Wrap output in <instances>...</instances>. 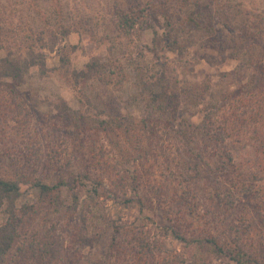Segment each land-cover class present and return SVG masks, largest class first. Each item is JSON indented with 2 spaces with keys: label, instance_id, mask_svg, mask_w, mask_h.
<instances>
[{
  "label": "rangeland",
  "instance_id": "rangeland-1",
  "mask_svg": "<svg viewBox=\"0 0 264 264\" xmlns=\"http://www.w3.org/2000/svg\"><path fill=\"white\" fill-rule=\"evenodd\" d=\"M118 13L132 22L130 35L114 22ZM61 28L68 36H50ZM12 41L35 42L46 68L32 67L12 90L9 79L0 84V173L97 189L93 200L81 191L77 205L63 193L62 210L34 221L54 228L62 264H134L121 234L132 229L180 264H235L209 248L211 237L264 256V143L206 136L219 120L208 112L227 102L216 94L224 77L246 103L240 114L264 111V0H0V58ZM92 61L103 74L81 81ZM161 65L179 82L172 114L148 109L138 84ZM29 184L18 204L36 200ZM81 209L101 215L88 236Z\"/></svg>",
  "mask_w": 264,
  "mask_h": 264
},
{
  "label": "trees",
  "instance_id": "trees-1",
  "mask_svg": "<svg viewBox=\"0 0 264 264\" xmlns=\"http://www.w3.org/2000/svg\"><path fill=\"white\" fill-rule=\"evenodd\" d=\"M230 3L232 4L231 1ZM138 6V13L136 14L138 15L137 18L139 22H141L149 7L146 4L143 7L141 5ZM115 19L116 21L114 20V22L119 28H121L125 34L130 35V28L133 27L130 25L132 22L128 23L129 19L124 17L121 13L115 15ZM187 21V23H192L190 16ZM127 24H129V27ZM58 32L66 37L70 31H68V29L62 30L61 28L59 31H50V36L54 37ZM20 33L23 35L22 38L28 41L31 40L30 35L24 30L20 31ZM162 34L166 35L165 32ZM39 35L40 34L37 35L38 37L34 35L35 38H37L33 40L43 44L44 39ZM16 42L17 41H12L6 49L5 56L0 58V84L3 83L4 79H9L11 81L9 85L11 90L25 81V76H27L32 67H37L42 74L46 68L41 54L36 53L35 49L37 45L35 42L32 43L31 41L26 46H23L25 42L21 43L19 41L21 43L20 46ZM172 44L174 45V42H172ZM52 45L53 43L50 44V48H53ZM173 48L174 47L170 50H174ZM161 69L159 73L157 72L153 75L150 73V75H147V79H144L145 74L143 73L138 75V84L140 88L142 87L147 96L146 107L148 109L159 113L172 114L176 109V100L173 98V92H180L177 86L179 82L174 78L172 71L162 65ZM104 70L105 65L103 63L92 61L86 66V72L80 75L79 79L81 81L89 80L94 78L96 74H103ZM260 78L257 79L259 82H261ZM228 79L229 77H224L219 81L222 91L216 88V94L220 97L222 96L227 102H224L220 107H215V111L212 113H206L209 116H218L217 118L219 119L210 120L206 130V136H209L215 142H224L228 139V135L234 134L237 139H247L249 137V141L253 143L257 142L262 146L264 143V111H261L260 114H253V116L248 115V113L240 114L241 110L245 109L246 103L243 101L242 97H240V91L233 98L235 92L229 85H225ZM232 80L234 79H231V81ZM261 86L264 87V84L261 83ZM236 88L238 90L241 89L239 87ZM66 109L65 107L64 110ZM256 109L257 108H253L251 110ZM93 121L97 129L107 131L110 128V124L106 120L94 119ZM220 121L222 124L215 126V123ZM144 124L147 125L146 122H144ZM76 182L77 183L73 186H78V181ZM95 183L99 185L96 181ZM26 184H29L31 187L34 197L36 196V200L18 204V201L23 195L21 187ZM79 184L82 185L81 183ZM80 187L81 189L78 190L74 187H67V185H65L63 188L67 189L63 190V188L55 185L50 186L38 179L29 181L26 178L13 179L6 174L0 173V210L3 211V216L5 218L3 224L0 225V264H62V245L60 238L54 233V228H45L44 225L37 226L33 224L36 218L43 212H50L49 214H52L62 210L61 205L63 204L61 197L63 193L67 194V198L72 197V201L77 205L79 203L81 191H85L83 185ZM85 192L89 194L91 200L97 195V189L95 187L91 190L86 189ZM80 212L81 228L88 232V227L91 226V220L99 219L101 215H96L94 212L92 213L88 210L86 213L84 209H81ZM104 226L105 225H102V223L98 224V229L104 230ZM172 231L177 239L186 242L185 237L179 233L178 229ZM117 232L118 230L115 231L114 235L117 234ZM130 232V235H126V232L121 234L124 240H126V236L130 237V239L127 240L129 244H131V249L136 259L134 264H180L177 259L173 260L170 256L164 255V253L161 254L159 252L161 248L158 247L156 243L153 245V242H149V239H146L147 237L144 238L141 231L132 229ZM88 234L89 232L87 236ZM113 238L114 245H118L117 235L113 236ZM84 239H87V237ZM206 242L213 252L226 257L235 264H264V256L261 257L260 252L256 249L249 253L244 249L242 244L224 243L221 245L216 237L206 239ZM200 264L208 263L201 262Z\"/></svg>",
  "mask_w": 264,
  "mask_h": 264
}]
</instances>
